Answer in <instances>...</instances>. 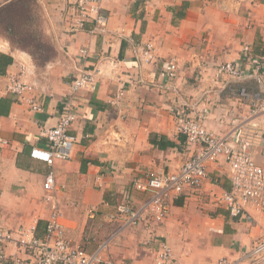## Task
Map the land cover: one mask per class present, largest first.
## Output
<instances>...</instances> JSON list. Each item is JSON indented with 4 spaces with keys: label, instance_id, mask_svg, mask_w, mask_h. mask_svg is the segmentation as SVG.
Returning <instances> with one entry per match:
<instances>
[{
    "label": "crops",
    "instance_id": "crops-1",
    "mask_svg": "<svg viewBox=\"0 0 264 264\" xmlns=\"http://www.w3.org/2000/svg\"><path fill=\"white\" fill-rule=\"evenodd\" d=\"M101 5L107 24L92 30V21L73 28L75 0H0L1 15L6 10L25 15L27 22L35 18L54 52L39 65L0 33V53L11 58L0 72V229L36 222V234L43 235L50 214L43 183L51 170L60 222L73 245L92 252L106 242L102 253L114 262L155 264L161 240L174 264L254 263L259 256L254 249L264 241V210L249 206L233 217L219 202L231 186L223 157L207 166L198 189L169 196L163 221L145 216L120 228L116 205L140 209L150 193L132 188L133 180L175 171L196 152L177 131L180 110L190 113L206 103L210 111L203 126L236 140L247 104L228 92L227 85L235 83L217 74V66L236 61L246 67L243 59L251 52L264 74V0H102ZM174 59L177 74L168 79L165 69ZM85 69L94 72L95 88L71 94L68 82ZM12 79L30 89L16 95L9 90ZM28 99L41 110H33ZM69 99L75 113L69 132L76 142L69 159L48 167L30 151L47 146L42 132L58 122ZM260 121L263 136L251 150L264 169ZM159 140L175 145L160 149L154 143ZM6 252L26 256L13 244Z\"/></svg>",
    "mask_w": 264,
    "mask_h": 264
},
{
    "label": "built area",
    "instance_id": "built-area-1",
    "mask_svg": "<svg viewBox=\"0 0 264 264\" xmlns=\"http://www.w3.org/2000/svg\"><path fill=\"white\" fill-rule=\"evenodd\" d=\"M100 1L75 0V10L79 15H76L74 29L83 28L86 21L93 22L92 30L106 26L107 15L102 13ZM250 60L253 63V68L250 69L244 68L240 62L232 61L217 66V74H229V81L235 82L244 75L254 78L258 84L259 90L254 93H250L247 86L243 84H238L236 87L230 83L227 85L229 93L237 94L253 106V108L249 106V113L238 121L236 140L228 141L217 133L209 132L203 126V120L210 111L206 103H201L190 113L184 109L180 110L175 119L177 131L185 136L188 146H197L196 152L186 158L175 171H157L144 177H136L132 188L149 192L150 196L140 209H132L128 202L116 205V212L123 220L121 221L123 225H134L145 216L157 222L163 221L168 213L169 196L179 195L185 189H198L207 176V166L220 157H223L229 165L231 186L229 190L222 193L219 202L233 217L246 214L249 206L264 210V169L255 161L251 150L261 135L263 136L257 120L264 119V74L263 64L259 58L254 57ZM177 70V60L174 59L165 69L166 77L173 79ZM95 82L93 71L82 70L78 76L68 82L70 93L74 95L81 89H94ZM10 84L9 90L16 95L30 89L29 85L15 79H12ZM28 102L33 110H41L40 105L33 99H28ZM65 104L58 122L42 132L47 140V146L33 147L30 151L32 158L45 162L48 167H52L56 160L69 159L76 142L75 136L69 132L75 120L74 105L70 99ZM0 141H2L1 138ZM54 188L55 178L53 171L50 170L43 183V189L48 192L46 199L50 202L51 208L43 235L36 234V222L18 230L0 229V264H123L111 262L101 255L106 242L89 252L84 247L73 245L65 237L60 222L61 213L53 195ZM10 244L26 256L8 254L6 246ZM158 245L159 251L155 264H174L167 243L159 241ZM254 253L259 255L257 260L254 263L244 264H264V241L255 247ZM219 264L224 263L221 261Z\"/></svg>",
    "mask_w": 264,
    "mask_h": 264
},
{
    "label": "trees",
    "instance_id": "trees-1",
    "mask_svg": "<svg viewBox=\"0 0 264 264\" xmlns=\"http://www.w3.org/2000/svg\"><path fill=\"white\" fill-rule=\"evenodd\" d=\"M3 11L4 12L2 15L6 16V22H8V26L6 28L7 29L6 31H9L10 33L12 32V34L18 36L19 35L18 28L16 26H14L13 28L10 29L9 25H12L13 22H15V21H19V23L22 21V23L25 24L27 22L25 19L26 18L25 15L16 16V15L11 14V13L6 14V10H3ZM2 15L0 14V16H2ZM177 16L179 18H182L184 15H183V13H181L180 15H177ZM5 25H6V23H5ZM6 35H10V34L7 33ZM29 38H30V41L23 36L21 38L19 36L17 39L10 38V40L14 45L28 50V52L32 55L34 61L39 65L43 64L46 60H48L50 57H52V55L54 53L53 48L51 47V45L48 42H46V41L42 42L40 36L31 34V33L29 35ZM31 42H32V44H31ZM27 44H28V46H26ZM10 62H11V58L8 55L0 53V72L3 71V66H5L6 64H8ZM182 140H184L183 137H182ZM154 143L160 149H165L167 147H173L175 145V143H173L172 141H169V140H165V141L159 140V141L154 142Z\"/></svg>",
    "mask_w": 264,
    "mask_h": 264
},
{
    "label": "rangeland",
    "instance_id": "rangeland-1",
    "mask_svg": "<svg viewBox=\"0 0 264 264\" xmlns=\"http://www.w3.org/2000/svg\"><path fill=\"white\" fill-rule=\"evenodd\" d=\"M102 1V0H101ZM101 1H100V5H101ZM75 6H76V4H75ZM101 10H102V13H104V14H106L107 15V13L104 11V9H103V7H102V5H101ZM75 12H76V10H75ZM80 12V11H79ZM81 13V12H80ZM76 15H79V14H77V12H76ZM16 16H18V15H16ZM26 16H29V15H26ZM34 18V17H33ZM17 22V23H16ZM5 23H6V25H5ZM16 23V24H15ZM37 21H36V19L34 18V19H32V20H30L29 22H26L25 24H23L22 23V21L19 23V21H15V22H13V24L10 26L9 25V28L11 29V28H13L14 26H16L17 28H18V32H19V35L18 36H16V35H14V34H12V32L10 33L9 31H6L7 29V26H8V22H6V16L5 15H2V16H0V33L1 34H10V35H8L9 36V38H15V39H17L19 36H20V38L23 36V37H25L26 39H28L29 41H30V38H29V35H30V33L31 34H34V35H37V36H40V38H41V41L42 42H44V41H46V40H44L43 39V37L41 36V34H40V32H39V29H38V27H37ZM32 39V38H31ZM47 42V41H46ZM31 44H32V42H31ZM26 46H28V44L26 45ZM36 46V45H35ZM249 56L250 57H256V56H251V52H249ZM261 57V56H260ZM259 60H260V58H259ZM243 61H247V66L245 67V66H243V64L241 63V65L244 67V68H246V69H250L251 67L253 68V63H252V61L250 60V58L249 59H243ZM261 61V60H260ZM225 62H228V61H225ZM225 62H222V63H219V64H223V63H225ZM232 62H236V61H232ZM219 64H218V66H219ZM219 75H225L226 77H228V79L230 80V75L229 74H227V73H222V74H219ZM243 76V78H241L240 80H237V81H235V82H233V83H235V84H232V83H230L231 85H233V86H238V84H243V85H245V86H247V89H248V91L250 92V93H254L255 91H258L259 90V88H258V84H257V82L255 81V79L254 78H248V77H245L244 75H242ZM248 81H251L253 84H251V85H249V84H247V82ZM226 89H227V87H226ZM228 90V89H227ZM229 92V91H228ZM264 93V92H263ZM233 95H235L236 96V99L238 100V101H240L242 104L244 103V104H247V108H248V112H247V114L249 113V106H250V104L246 101V100H244V99H242L240 96H238L237 94H233ZM251 108H253V106H250ZM50 210H51V208H50ZM118 213V212H117ZM229 213V212H228ZM119 214V213H118ZM230 214V213H229ZM119 217V216H118ZM48 219V218H47ZM47 219H46V221H47ZM120 228H123V227H129L130 225H123V222H121V221H123V220H121V217H120ZM138 223V222H137ZM136 223V224H137ZM135 225V224H134ZM132 226V225H131ZM161 241V240H160ZM106 247V243H105V246L103 247V248H105ZM102 248V249H103ZM158 251H159V249H158ZM158 251H157V253H158ZM101 252H102V250H101ZM104 258H106V259H109L111 262H114L111 258H109L108 256H105L103 253L101 254ZM117 263V262H116ZM118 263H123V264H129L128 262H126V261H123V262H118Z\"/></svg>",
    "mask_w": 264,
    "mask_h": 264
}]
</instances>
